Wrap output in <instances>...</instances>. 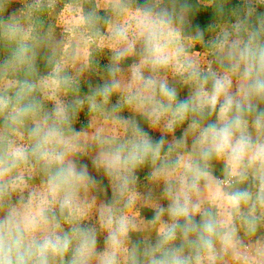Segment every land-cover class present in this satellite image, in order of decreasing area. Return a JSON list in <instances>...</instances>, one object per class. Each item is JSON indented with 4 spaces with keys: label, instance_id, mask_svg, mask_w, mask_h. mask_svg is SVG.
<instances>
[{
    "label": "clouds",
    "instance_id": "9594fccd",
    "mask_svg": "<svg viewBox=\"0 0 264 264\" xmlns=\"http://www.w3.org/2000/svg\"><path fill=\"white\" fill-rule=\"evenodd\" d=\"M56 2L0 19V264H264V0Z\"/></svg>",
    "mask_w": 264,
    "mask_h": 264
},
{
    "label": "rangeland",
    "instance_id": "374dc122",
    "mask_svg": "<svg viewBox=\"0 0 264 264\" xmlns=\"http://www.w3.org/2000/svg\"><path fill=\"white\" fill-rule=\"evenodd\" d=\"M33 0H5V10L0 15V19L5 22H8L11 17L15 16L20 19L21 23L24 27H27L28 24V9L26 4L32 3ZM74 3V0H57L52 10H50V14H46L44 18V26L42 31L47 32L49 29H54V40L52 41V46L55 47L57 44L64 40L68 35L64 32V27L72 22L73 13L69 8L62 16V10H65L66 5H71ZM89 8H94L98 12L99 16L105 19L112 18V13L110 9L107 7V0H91L90 5H86V10ZM8 55V49L5 47V41L0 39V62ZM100 60L101 66L107 63V59L97 57ZM41 71H45V67L43 63L40 65ZM90 82L94 85L98 83V79L96 77H92ZM85 90H87L85 88ZM115 99V98H114ZM124 115H128L127 112ZM89 123V118L86 114L81 115L80 121L77 124V128L87 127ZM146 215H151V213H146Z\"/></svg>",
    "mask_w": 264,
    "mask_h": 264
},
{
    "label": "trees",
    "instance_id": "16d2710c",
    "mask_svg": "<svg viewBox=\"0 0 264 264\" xmlns=\"http://www.w3.org/2000/svg\"><path fill=\"white\" fill-rule=\"evenodd\" d=\"M139 2L141 4L144 3V0H139ZM192 3H195V0H191ZM239 2V0H237V3ZM215 20V14L213 12V10L209 9L207 15L204 16H200L197 15L196 18L194 19L193 23L194 24H200L201 27L206 26L209 23H212Z\"/></svg>",
    "mask_w": 264,
    "mask_h": 264
}]
</instances>
